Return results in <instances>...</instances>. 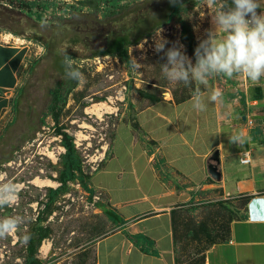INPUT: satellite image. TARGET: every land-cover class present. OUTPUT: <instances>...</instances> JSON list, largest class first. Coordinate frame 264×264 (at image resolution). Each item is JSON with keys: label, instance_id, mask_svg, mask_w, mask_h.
I'll use <instances>...</instances> for the list:
<instances>
[{"label": "crops", "instance_id": "0c3cea01", "mask_svg": "<svg viewBox=\"0 0 264 264\" xmlns=\"http://www.w3.org/2000/svg\"><path fill=\"white\" fill-rule=\"evenodd\" d=\"M234 8L233 0H204L184 14L203 54L206 42L227 38L216 18ZM23 48L0 40V118L19 83ZM198 86L183 99L157 88L148 93L154 101L133 99L132 112L117 123L88 176L91 193L85 194L99 227L87 219L81 237L67 232L60 244L44 237L36 258L44 264H178L180 241L206 237L220 219L226 227L204 247L201 264H264V221L257 220L264 216V78L254 84L246 74L210 75ZM213 92L221 94L216 102L208 100ZM215 152L219 180L208 172ZM246 152L250 162L241 164ZM54 233L58 239L62 232Z\"/></svg>", "mask_w": 264, "mask_h": 264}, {"label": "rangeland", "instance_id": "374dc122", "mask_svg": "<svg viewBox=\"0 0 264 264\" xmlns=\"http://www.w3.org/2000/svg\"><path fill=\"white\" fill-rule=\"evenodd\" d=\"M77 1L80 0H0V8L12 11L0 12V40L24 47L25 55L18 72V86L0 118V191L5 195L9 191L13 193L11 202L0 206V221L13 219L17 223V231L0 238V264H25L29 242L36 250L44 237L50 239L52 235L60 244L71 231L75 236L85 233L82 220L88 219L91 227H99L98 219L90 212L91 199L78 181L65 185L59 182L65 149L58 130L71 137L82 171L89 176L104 157L115 126L132 112L133 99L141 97L139 91L156 93L153 88H157L174 92L178 99H183L201 88L191 73L187 82L170 83L166 79L173 68L169 53L178 52L176 60L181 56L186 58L178 36L180 27L175 21L128 48L130 67L113 57L93 56L82 45L72 47L66 37L59 35L56 47L62 46L69 52L67 59L65 53L59 52V62L65 64L67 71L58 69L61 66L56 63V56L48 55L49 50L55 51L43 44L49 40L51 45L52 33L56 32L47 26L72 19L74 11L79 10ZM139 1L143 0H122L121 4ZM258 10L259 14L262 10ZM101 11L99 17L103 16ZM160 41L163 47L158 50ZM186 61L185 69L189 64L193 68L191 61L187 58ZM138 64L142 66L137 67ZM78 70L83 73V77H78L79 84L73 78ZM60 82H66L61 90L63 101L52 114L47 113L49 91ZM98 104H108L112 110L100 116L90 114L89 110ZM53 114L57 115L56 121ZM36 179L56 184L40 186L34 182ZM54 190L58 192L51 197ZM193 222L190 220L189 224ZM223 223L218 219L209 226L217 230L216 235L212 231L206 237L197 235L181 240L178 264H201L204 247L213 236L224 231ZM60 229L62 233L57 239L54 231ZM25 236H30L27 242L23 241Z\"/></svg>", "mask_w": 264, "mask_h": 264}, {"label": "trees", "instance_id": "16d2710c", "mask_svg": "<svg viewBox=\"0 0 264 264\" xmlns=\"http://www.w3.org/2000/svg\"><path fill=\"white\" fill-rule=\"evenodd\" d=\"M121 1H77L76 4L79 5V10L74 11L72 19L55 26H47L52 31L56 30V32L52 33L50 39L51 45L48 44L49 40L43 44H45L46 48L50 47L49 49L55 51V53H52L49 50L48 55L51 56L53 54L52 56H56L55 58L58 60L56 63L61 66L58 69L67 71L65 64L59 62L61 60L59 52L62 51L64 53L65 51L62 46L56 47L59 35L66 37L67 43L72 45V47L82 45L89 48L93 56L113 57L121 64L130 67L131 60L128 56V48L138 44L141 40L154 34L159 28L173 21L179 25L180 42L196 67L197 49L200 50L201 55H203V51L194 40L191 25L184 19V14L204 0H175V2L173 0H143L131 5H122ZM83 9H86L87 12L81 11ZM100 10H102V17L98 15ZM0 12L12 13V11L5 8H0ZM37 17L40 18L41 16L37 15ZM96 42L98 44H95ZM66 52L68 53L69 51ZM64 85H66V82H60L49 91L51 101L48 105L49 110L47 113L52 114V111L59 102L63 101L61 90ZM74 86L75 81L71 88ZM139 94L142 97L149 98L151 101L155 100L154 97L141 91H139ZM52 116L54 121H56L57 115L53 114ZM58 135L61 136V145L65 149L61 161L62 171L59 174V182L61 185H65L69 181H78L85 192L91 193V190L87 186L88 176L82 171L80 160L76 154L71 137L66 132L60 130H58ZM57 192L58 190L51 191V197ZM35 255L36 250L32 243L29 242L25 264H44Z\"/></svg>", "mask_w": 264, "mask_h": 264}, {"label": "clouds", "instance_id": "9594fccd", "mask_svg": "<svg viewBox=\"0 0 264 264\" xmlns=\"http://www.w3.org/2000/svg\"><path fill=\"white\" fill-rule=\"evenodd\" d=\"M175 2V0H173ZM215 3V0H209ZM235 8L228 12H221L216 18L217 26L227 33V38L212 45L208 43L203 55L197 49V65L185 69L186 58L180 57L176 51L169 53V61L173 68L167 73L166 79L170 83L178 81H188L189 74L199 84H207L210 75L226 76L232 78L237 74H246L247 78L254 84H258L264 78V0H233ZM262 11L258 14L257 9ZM250 14V17H249ZM160 30L156 32L158 35ZM163 47V41L157 43V49ZM65 58L66 50L64 51ZM142 65H137L141 67ZM83 77L79 70L73 78ZM221 98L219 92H213L208 100L216 102ZM233 140H243L234 137ZM13 193L11 191L5 195L0 191V206L11 202ZM257 220L264 221V216L257 217ZM17 231V223L13 219L0 221V238H6L7 234ZM30 236L23 238L27 242Z\"/></svg>", "mask_w": 264, "mask_h": 264}, {"label": "bare ground", "instance_id": "6f19581e", "mask_svg": "<svg viewBox=\"0 0 264 264\" xmlns=\"http://www.w3.org/2000/svg\"><path fill=\"white\" fill-rule=\"evenodd\" d=\"M112 110V108L108 105V104H101V105H96L93 106L92 109L89 110L90 114H96L98 116H100L101 114L105 113V112H110ZM36 184H39L40 186H55V182H50V181H42L40 179H36L34 181ZM46 246L43 247V250H46Z\"/></svg>", "mask_w": 264, "mask_h": 264}, {"label": "water", "instance_id": "95a60500", "mask_svg": "<svg viewBox=\"0 0 264 264\" xmlns=\"http://www.w3.org/2000/svg\"><path fill=\"white\" fill-rule=\"evenodd\" d=\"M211 164H209L208 166V172H209V175L215 179V180H219L220 179V174L219 172H217V166H218V163H219V156H218V152H215L211 159Z\"/></svg>", "mask_w": 264, "mask_h": 264}, {"label": "built area", "instance_id": "2783aa9c", "mask_svg": "<svg viewBox=\"0 0 264 264\" xmlns=\"http://www.w3.org/2000/svg\"><path fill=\"white\" fill-rule=\"evenodd\" d=\"M250 162V158H249V154L248 152L244 153L242 158L240 159V163L241 164H248ZM76 186L78 187V183L76 184Z\"/></svg>", "mask_w": 264, "mask_h": 264}]
</instances>
